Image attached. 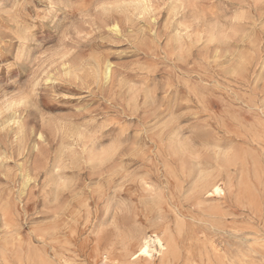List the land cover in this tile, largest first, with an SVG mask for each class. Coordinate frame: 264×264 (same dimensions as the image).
Segmentation results:
<instances>
[{
    "label": "rangeland",
    "instance_id": "rangeland-1",
    "mask_svg": "<svg viewBox=\"0 0 264 264\" xmlns=\"http://www.w3.org/2000/svg\"><path fill=\"white\" fill-rule=\"evenodd\" d=\"M122 1L0 0V264H145L134 231L172 264H264V0L101 9ZM215 154L223 238L186 203L150 211L168 156Z\"/></svg>",
    "mask_w": 264,
    "mask_h": 264
},
{
    "label": "bare ground",
    "instance_id": "bare-ground-1",
    "mask_svg": "<svg viewBox=\"0 0 264 264\" xmlns=\"http://www.w3.org/2000/svg\"><path fill=\"white\" fill-rule=\"evenodd\" d=\"M152 1L153 0H125L116 3L119 5L114 8L102 6L103 8L101 7V9H149ZM168 1V9H196L204 2H209L211 0ZM110 30L117 32L119 30L118 24L113 22ZM103 74L105 76L109 75L107 68H105ZM257 127L261 132L259 139L264 143V123H259ZM104 160H109V158L105 157ZM170 161H178L180 162V166L174 169L167 164ZM164 162L166 163L163 167L165 185H159L155 190H149L147 193V203L150 211L157 210L161 212V210L166 207L169 212L177 215L179 212V205L182 202L186 203L189 207L195 209L203 221H216L217 223H215L214 226L211 224L212 228H210L215 230L216 234L220 235V237H224V235H226V228L223 226L226 212L222 206L223 200H225L226 190L224 184V177L226 174L224 158L215 154L207 161H204L195 155L182 157L171 155L168 156ZM210 163H214L215 167L210 166ZM143 185L146 186V183L143 182ZM208 202H216L218 204L211 206ZM131 244L134 251L129 250ZM123 251L125 257L131 260L132 263L141 260L145 262V264H154L156 256L161 258L160 264H172L176 256L175 246L169 241L166 240L164 242L155 235H139L136 231L128 235ZM111 253V249L103 251L97 247L94 252V260L99 258L104 261L108 260ZM198 255L199 257L211 255L217 261L219 260V262L224 258L223 250L219 248L216 241L207 237L204 238L199 248ZM63 262L64 264L66 263L65 261Z\"/></svg>",
    "mask_w": 264,
    "mask_h": 264
}]
</instances>
